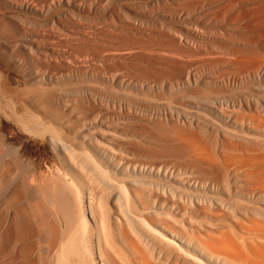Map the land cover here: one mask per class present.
<instances>
[{
	"label": "bare ground",
	"instance_id": "1",
	"mask_svg": "<svg viewBox=\"0 0 264 264\" xmlns=\"http://www.w3.org/2000/svg\"><path fill=\"white\" fill-rule=\"evenodd\" d=\"M49 3L42 7L40 0H0V264H264V172L258 170L262 164L232 161L226 155L210 157L200 144L198 150L205 156L196 151L189 155L187 138L169 142L171 129L158 131L166 142L161 145L154 129L124 130L121 121L109 123L100 102L107 89L91 85L88 63H79L71 46L61 49L55 44L56 30L51 29L48 45L45 34L38 33L33 35L35 45L28 46L29 14L53 12L55 5ZM194 3L190 10L224 3L222 12L219 6L209 12L217 23L219 14L234 11L242 0ZM242 8L234 11L236 39L223 44L234 40L239 46L264 48V10ZM254 72L255 67L246 73ZM192 78L188 73L162 86L170 92L186 91L196 83ZM115 80V89L125 95L145 88L135 81ZM96 101L100 105L94 110ZM191 107L216 109L200 103ZM252 108L264 113L259 102L241 103L237 111ZM258 116L264 122V116ZM228 122L240 135H264L258 123ZM224 133L231 132L226 128ZM34 151L40 166L31 155ZM220 208L230 209L236 223L227 222ZM228 227L242 232L241 241L247 237V243L236 241Z\"/></svg>",
	"mask_w": 264,
	"mask_h": 264
},
{
	"label": "rangeland",
	"instance_id": "2",
	"mask_svg": "<svg viewBox=\"0 0 264 264\" xmlns=\"http://www.w3.org/2000/svg\"><path fill=\"white\" fill-rule=\"evenodd\" d=\"M40 1L41 3L43 2V5L41 4L42 7L49 2L54 4L55 10L50 12L51 14L44 13L37 16L29 14L30 17L26 23V27L29 26L27 28V34L29 36L28 46L35 45L36 37L33 38V35L38 33L41 36L45 34L43 41L46 40L45 42L48 45V43L51 42L49 36L52 31L51 29L54 31L56 30L55 44H58L57 46H60L61 49L71 46V48L74 49L75 56L77 60H79V63L83 62L82 65L88 63L87 67L89 68L91 80H93L90 81L91 85L95 86V88H104L103 91L107 89L104 91V99L100 100V102L103 103L104 107L102 108H105L107 115H109V123L116 125L119 124L118 121H121L123 123H121L120 126L124 130L154 129L155 133L153 135L160 138L159 140L157 139V141L161 145L166 142L162 141L165 138H162L161 135L158 134V131L164 128L171 129L172 131H170L173 135L168 136V140L172 142H169L171 144H176V139L179 141L178 137H180V139L187 138L188 149L190 148V151L188 150L189 155H191L192 152V155H194L196 151L195 153L199 152L204 156L206 153V155L208 154L210 157L213 156L214 158H220V156L226 158V156H228L227 158L232 161H242L248 164H262L259 166L260 168L258 167V170L264 172V135L255 134L254 136L249 134V137L247 132L241 133L240 135L238 131L234 132V130L231 129L232 126L228 122L230 119V121L236 120L238 124L253 123L255 124L254 126H256L258 123L257 127H259V124L260 127L264 126V122H260L261 120L258 118L259 114L261 116L260 118L264 116L263 111H259V109L257 111L256 108H252L253 110L251 109L248 111L242 110L244 113L240 112V108V110L238 109L239 112L237 111L241 103L255 105L256 102H259L264 105V75H262L264 71L261 68V65L264 66V48H260L259 46H239L234 40L235 43L230 41L231 45L223 44L224 40H230L229 38L231 37L233 38L237 30L236 25L233 23L235 17L234 11L242 7L248 11H252L255 8L263 11V0H242V3H239L240 5L238 4L234 11H229L225 15L219 14L217 17H220V22L217 23L211 19L210 13L214 11V8L218 9V6L220 7L218 11L222 12V10H224L223 8H225L224 3H219L212 7L205 5L204 10L199 11L200 9H197V11H194L195 9L191 7L190 10L189 7L196 4L194 1L201 2L202 0ZM261 1L263 2L262 4ZM259 3L261 7L260 5L257 7ZM254 4L257 6L249 9V7ZM220 15L224 17L222 18ZM226 17H228L227 20ZM51 19L54 23L50 22ZM41 23L45 24L43 25ZM162 24H164V27L161 26ZM230 26H235L236 28ZM36 28L38 31L32 33ZM169 28H172V30H169ZM39 29H41L40 32ZM177 30L178 36H175L179 38L174 36V32ZM196 30H201V32H203L200 33ZM182 34L184 35L181 36L183 39L180 37ZM31 35L32 37H30ZM234 37V39H236V36ZM180 38L183 40L182 42H179L181 41ZM174 41H177L180 45L177 43L175 45ZM186 41H188V43ZM82 53L84 55H82ZM81 56L82 58H80ZM236 56H238L237 60ZM261 60H263V62ZM254 67L256 72L254 73L256 75L254 73L252 75L246 73L249 70L253 71ZM233 68L239 71L236 72L235 70V72H231ZM227 70L229 72H227ZM224 71H226L227 74ZM258 72H260V74H258ZM188 73L197 80L196 83L194 81L190 83V86L186 87V91L179 90L178 92H170L162 86L164 83L169 85L177 81L179 76L185 78ZM235 73L238 74L235 75ZM229 74L230 76H228ZM115 75L118 76L115 77ZM250 76H252L253 79L252 77L250 78ZM120 78L145 84V88L135 93H126L128 95H125L123 92L119 93V91L115 89L117 85L115 79ZM195 78L192 79L195 80ZM77 85H79V82ZM192 91L193 93L189 96L188 93L190 94ZM97 102L99 101L94 103V110L100 105V103ZM198 103L208 105L217 110L200 109L196 111L197 108L191 107V104L195 105ZM234 104L237 108H234ZM232 105L234 106L233 108ZM171 107L172 109H170ZM229 111L232 112L230 113ZM246 112L248 113L246 114ZM253 112L257 113L254 114ZM221 114L223 117H227L225 118L226 120L218 117ZM238 114L241 115L239 116ZM252 114H254V116H252ZM243 115L244 117H242ZM231 116L232 119L230 118ZM118 117L120 118L118 119ZM197 117L200 118L197 119ZM254 117L256 118L254 119ZM207 120L211 124L207 122ZM213 122H215V124H213ZM203 123H208L209 125L206 126ZM151 125H154V127ZM127 126H129V128H126ZM218 127H220V129ZM173 128L178 132H173L175 131ZM223 128H227L231 133H224ZM154 130L152 132H154ZM179 130H181L182 133L179 132ZM218 130L222 132L220 133L221 135L218 134ZM233 132L235 134L237 133L234 138L232 135ZM178 133H181L182 136L183 134L186 136L181 137V134L179 136ZM174 135L177 137L175 140L173 139L175 137ZM172 136L174 137L170 139ZM198 144H200L199 148L204 150L205 153L198 150ZM195 145L196 147H193ZM195 148L196 150H194ZM31 155L34 161L36 160V165L40 166L38 153L34 151ZM243 172L245 173V171ZM235 202L237 201H233L236 210H241L240 212L244 213L238 205L240 203ZM220 209V212L228 217L227 222L236 223L231 219L233 215L230 209ZM226 229L233 238H237L236 241L239 243H247L248 239L245 236L246 241H241L242 238H240V235L242 232L238 234L229 227Z\"/></svg>",
	"mask_w": 264,
	"mask_h": 264
}]
</instances>
